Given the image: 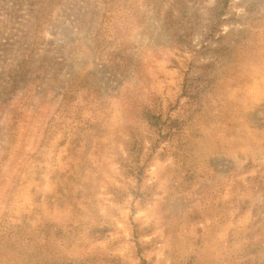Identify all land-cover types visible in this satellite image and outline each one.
Instances as JSON below:
<instances>
[{
    "label": "rangeland",
    "instance_id": "374dc122",
    "mask_svg": "<svg viewBox=\"0 0 264 264\" xmlns=\"http://www.w3.org/2000/svg\"><path fill=\"white\" fill-rule=\"evenodd\" d=\"M38 1L0 0V264H264V0H60L34 36Z\"/></svg>",
    "mask_w": 264,
    "mask_h": 264
},
{
    "label": "trees",
    "instance_id": "16d2710c",
    "mask_svg": "<svg viewBox=\"0 0 264 264\" xmlns=\"http://www.w3.org/2000/svg\"><path fill=\"white\" fill-rule=\"evenodd\" d=\"M60 2V0H39L38 4L35 9H33V17H32V23L30 25L31 29L30 32L33 33L34 36H36V33L38 29H40L44 24H46L52 15V12L56 5ZM228 0H215V7L219 8V13L217 16H220L223 9L227 6ZM105 10L106 12L111 9H118V7L121 8H127L128 10L135 9L140 12L137 5H135L134 2H130L129 0H104ZM211 9H214L212 7ZM183 34L175 33L176 38H181ZM113 60H116L119 58L117 53L109 54L108 55ZM92 86L88 84V81L85 79L84 75L77 76L72 78V80L69 82L66 90L63 93L62 99L58 105L57 112L60 113L61 116H65L68 114V117L70 119L76 117L78 114H80V111L77 107V103H79V98L83 97H89V93ZM74 102H77L76 105H74ZM177 101L172 104L171 108H174L177 106ZM140 110L137 112L138 118L136 119V122L138 121L139 117L142 121L146 122L147 125L152 129L153 133L156 135V141L161 140L163 137H165L169 132H174L175 128L177 127V116L173 114V110H165L162 107H157L156 103H153L152 105H145L142 103ZM133 123H131V139L129 141V144L134 145V149H137V153H130L129 156H134L135 159L130 162V168L134 170L140 169L142 166V161L137 158L139 154H142V150L144 148V137L140 130V126L135 122V120H129ZM176 131V130H175ZM186 171L184 173V176L186 175ZM189 216H192L190 213ZM59 231H63L62 229L57 228L55 230V234H57ZM74 240L71 238L68 241L59 242V248L57 249L59 255L63 253L65 249H68L69 245H72ZM138 247V250H140V244L137 243L136 245ZM94 252V251H89ZM97 255V253H94ZM103 254V253H102ZM88 256V255H87ZM106 255H100L98 256V259H108L113 258V256H106ZM144 261H141L143 263ZM72 262H69L70 264ZM139 263V264H141ZM49 264H59L58 262H51ZM145 264H150V262H146ZM194 264H205L204 262H196Z\"/></svg>",
    "mask_w": 264,
    "mask_h": 264
}]
</instances>
